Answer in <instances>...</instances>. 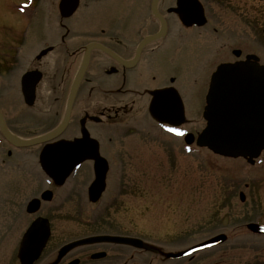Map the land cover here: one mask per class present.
Here are the masks:
<instances>
[{
	"label": "rangeland",
	"instance_id": "374dc122",
	"mask_svg": "<svg viewBox=\"0 0 264 264\" xmlns=\"http://www.w3.org/2000/svg\"><path fill=\"white\" fill-rule=\"evenodd\" d=\"M212 8L208 10L211 12L209 24L195 33L198 38L199 31L207 32L215 38L214 43L204 41L207 45L200 47L197 57L176 53L173 62L166 60L170 55L167 49L161 54L162 62L157 69L160 75L170 74L169 77L174 78V85L179 88L187 106L186 123L180 128L195 139L205 127L201 114L209 77L215 67L226 58L229 61L233 49L250 52L256 49L255 53L262 57L264 63V46L258 42L252 44L247 28L228 29L231 35L241 40L238 45L230 41L216 42V32L212 33V29L219 24L216 19L218 11L214 6ZM30 12L27 0H0V61L5 60L0 71H7V64L13 61L14 46L23 39ZM128 17L134 19L131 14ZM167 78L162 79L161 85L168 84ZM95 95L102 99L104 96ZM54 97V94L47 95L48 102ZM0 100L3 103L5 100L14 102L12 96L1 94ZM23 108L13 111V115H24L23 118L20 116L14 122L10 120L11 129L22 137L42 135L58 123L57 118L47 119L53 117L45 114L47 109L42 114L33 113L34 116L26 113L28 117H25ZM139 122L143 130L136 129L139 138L132 136L129 140L134 144L128 142L129 147L124 145V136L134 133L132 126H111L105 132L108 142L115 138L121 149L115 154L106 150L104 154L109 166L110 184L94 207H89L86 198H81L83 189L93 178L89 177L91 171L87 172L85 168L80 172L83 182L77 180L78 184L68 193H55L46 214L50 219L63 217L64 228H57L53 233L48 244V256L51 250L67 242L102 233L138 239L148 246L159 247L160 251L175 252L233 226L241 225L243 230L245 227L242 225L255 223L256 219L264 223V156L249 166L241 160L219 158L206 149L196 148L195 144L190 153L185 154L182 140L166 136L167 133L157 123L152 122V127L144 116ZM118 128L120 135L115 133ZM122 128L126 130L121 131ZM139 140L142 144L136 146ZM7 150L11 152V149L0 146V262L17 264L14 255L31 222L24 207L44 189V182L38 174L39 166L33 150V155L26 150H14L9 158L6 157ZM240 193L244 195V203H240ZM62 223L55 222L56 225ZM225 244L216 250L201 252L192 261H163L149 252L119 246L108 250V258L117 264H218L221 251L227 249ZM244 257L239 255L237 264L254 262L253 256ZM256 264H264V258Z\"/></svg>",
	"mask_w": 264,
	"mask_h": 264
},
{
	"label": "flooded vegetation",
	"instance_id": "af4514ba",
	"mask_svg": "<svg viewBox=\"0 0 264 264\" xmlns=\"http://www.w3.org/2000/svg\"><path fill=\"white\" fill-rule=\"evenodd\" d=\"M27 1L31 10L28 15L30 22L27 23L24 30L23 39L14 46L15 53L11 56L13 61H7L10 62L7 64L8 70L6 68L7 71H0V94L4 97L12 96L14 101L11 103L5 100L3 103L0 100V112L8 131L23 139L42 136L22 137L11 129L10 120L14 122L20 116L16 113L14 116L13 111H18L21 106L24 107L23 111L26 117H28L27 114L31 116L42 114V111L47 109L45 114L53 115L52 118L47 119L57 118L58 123L56 125L59 126L65 118L67 100L74 78L85 58H87V62L75 92L68 122L60 135L42 145L18 149L7 142L0 129L1 148L11 149V152L7 150V158L12 156L14 150H26L32 155L34 153L38 162V155L45 145L60 142L71 143L80 140L82 138L81 129H84L87 133V140L78 146V152L85 157L91 156L92 146L89 142L93 141L99 156L107 162L104 155L106 150L115 154L121 149L118 148V141L114 140L115 138H111L110 142L105 138L108 127L132 126L134 133L124 136L126 142L124 145L129 147L128 142L134 144L133 140L129 139L132 136L139 138L136 129L141 128L143 130L139 122L141 116L146 117L152 127L154 125L152 123L154 121L148 112L152 98L150 93L169 87L178 93L185 117L187 106L179 88L174 85V78L169 77L170 74L167 76L160 75L157 69L162 62L161 54L167 49L170 52V57L167 56L166 60L173 62L174 58L176 59V53H187L189 58L197 57L198 55H191L193 47L201 46L202 49L207 45L204 41L214 43L215 38L206 34L207 32L199 31L198 38L195 33V31L205 28L209 24L211 12L208 10L213 9V6L218 11L216 19L219 24L212 29V33L216 32V42L230 41L233 42V45H238L241 40L238 36L235 38L231 35L229 30L247 28L253 41L252 44L256 45L258 42L259 45L264 46V0H196L202 10L192 0H72L77 2V6L68 17L62 16V13L70 11L68 1L64 3H61L62 0ZM210 6L211 8H208ZM129 14L134 17L131 19L132 21L128 17ZM201 16L204 17L205 23L198 25L197 23L201 22ZM162 25L163 35L149 39L160 32ZM45 51L47 52L43 54ZM253 51L233 49L231 51L232 58L229 61L226 58V61L221 63L246 61L247 56H255L259 59L260 64H264L262 57L255 53L257 52L256 49ZM224 55L227 56V54ZM3 62L5 60L0 61V65H3ZM26 73H31L28 82L37 76L39 77L35 85V99L32 106H26L22 97V78ZM164 76L168 77V84L161 85L160 82L165 78ZM26 86L28 87L29 83H26ZM49 94L56 95L51 102L47 100ZM95 94L104 95L103 99L97 98ZM80 100L81 104H79ZM82 104H84L83 108L81 107ZM137 124L140 126L137 127ZM158 127L169 129L166 125H158ZM124 130L126 129H121V131ZM119 131L120 128L116 129L115 133L120 135L118 134ZM166 136L184 142L183 135L166 134ZM141 144L142 142L139 140L136 146H141ZM191 149L192 145H187L184 142V153L189 154ZM263 156L264 154L259 159ZM84 168L87 172L90 170L89 177L91 175L94 178L93 161L86 160L73 170L63 185L56 186L38 167V174L42 176L44 189L33 198L39 199L43 192L49 191L51 192V199L50 201L39 202L37 204L38 209L32 214L26 212L27 202L24 212L31 218L29 224L37 218L45 219L48 222L50 236L38 259L32 264H54L61 247L67 244L54 248L50 251V255H47L48 244H50L53 233H56L60 227V229L64 228V222L63 217L55 216V218L50 219L46 211L49 206H52L50 204L56 192L66 191L68 193L75 184L83 182L82 177L80 178V172ZM108 171L109 166L105 175L106 188L97 202L102 199L110 184ZM77 180L79 181L76 182ZM89 185L83 189L84 195L81 197L86 198V201ZM244 201V197L240 199V203H244ZM55 222L63 223L56 225ZM254 222L264 226V223H260L259 219ZM242 227L245 229L241 230V225H239L226 228V231L220 232V234L226 235L224 243H226L227 249L221 251L218 264H227L228 262L229 264H237L239 263V255H244L243 259L250 255L253 256L254 262L246 261L243 264H256L261 258H264V235L246 230V225H242ZM94 235L100 234H92L82 238ZM101 235L110 234L102 233ZM200 242L188 245L177 252ZM117 246L98 243L72 248L60 257L56 264H117L108 258V250ZM219 246L197 252L184 259L192 261L195 256L201 255V252L213 251L221 248ZM146 251L163 259L161 256L163 253L156 246L149 247ZM17 252L18 247L14 259L17 264H21Z\"/></svg>",
	"mask_w": 264,
	"mask_h": 264
},
{
	"label": "water",
	"instance_id": "95a60500",
	"mask_svg": "<svg viewBox=\"0 0 264 264\" xmlns=\"http://www.w3.org/2000/svg\"><path fill=\"white\" fill-rule=\"evenodd\" d=\"M68 1L70 11L62 13L63 17L70 16L77 2L72 0H62L61 3ZM155 1V0H154ZM197 4L200 9L201 6ZM63 5L60 7L62 10ZM202 10V9H201ZM202 12V11H201ZM203 25L205 19L201 16ZM191 25V24H189ZM163 25L160 32L149 39H154L163 35ZM148 40V39H146ZM48 51V50H47ZM45 51L43 54H45ZM87 58L84 59L79 72L74 78L72 88L67 100L65 118L54 133L49 136L22 140L11 135L3 122L0 114V128L2 135L12 146L23 148L36 144L44 143L51 138L56 137L64 129L69 119V113L75 96L76 89L80 82L82 73L86 67ZM31 73H26L22 78L23 97L27 106H32L35 99V85L39 77H35L28 82ZM29 83V86H26ZM26 86V87H25ZM151 101L148 112L152 119L158 123H168L178 126L184 122V109L178 93L172 88L156 90L150 93ZM202 118L206 122L205 128L198 134L196 146L207 148L212 153L228 158H243L248 162L257 158L264 150V66L258 64V58L247 56L246 61L236 63H224L217 66L212 73L208 90L205 96V106L203 108ZM82 138L75 142H60L55 145L46 146L40 153L39 164L42 170L55 181L56 185L62 184L70 171L85 159L93 161L94 179L88 188V200L91 203L97 200L104 189V178L107 171V163L101 158L95 147V143L90 141L92 146V155L89 157H77L78 146L87 140V133L81 129ZM193 136L188 134L185 137L187 143H191ZM51 192L45 191L40 199H32L26 207L28 214L34 213L38 209V203L50 201ZM241 199L243 197L241 196ZM251 231L264 233V228L255 225H249ZM49 237L48 223L44 219H36L31 223L24 233L18 250V259L21 264H32L38 259ZM224 236L209 240L201 245L190 248L181 253H164L166 259H174L186 256L194 251L214 246L222 241ZM99 242H109L121 245L132 246L137 249L148 250L149 246L142 241L133 238L119 237H95L74 242L64 247L61 253L79 245H86ZM60 256H58V259ZM58 259L54 262L56 264Z\"/></svg>",
	"mask_w": 264,
	"mask_h": 264
},
{
	"label": "bare ground",
	"instance_id": "6f19581e",
	"mask_svg": "<svg viewBox=\"0 0 264 264\" xmlns=\"http://www.w3.org/2000/svg\"><path fill=\"white\" fill-rule=\"evenodd\" d=\"M200 47H201V46H199V47H197V48H194V47H193L192 52H191V55H198V54H199Z\"/></svg>",
	"mask_w": 264,
	"mask_h": 264
}]
</instances>
